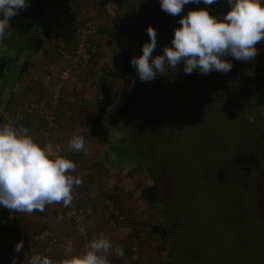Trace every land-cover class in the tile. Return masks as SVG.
<instances>
[{
  "label": "rangeland",
  "instance_id": "obj_1",
  "mask_svg": "<svg viewBox=\"0 0 264 264\" xmlns=\"http://www.w3.org/2000/svg\"><path fill=\"white\" fill-rule=\"evenodd\" d=\"M99 2L51 1L48 20L54 30L47 42L51 50H41L32 57V66L16 86L14 77L8 78L0 93V114L6 122L14 121L13 106L22 102L35 113L23 115V122L17 126L28 128L47 152L54 142H62L63 153L77 166L72 174L89 180L87 187L75 191V205L86 210L90 200L86 197L92 196L94 188L95 200L103 206L97 212L106 226L102 234L117 236L112 242L123 247L124 255L128 248H137V242L143 244L135 259L127 256L129 260L138 264H264V42L257 43L255 59L247 61L252 70L249 76L258 78L257 85L252 83L254 91L243 83L245 61L225 57L233 65L231 71L207 75L197 70L186 74L181 64L175 73L157 74L153 81L145 82L141 112L127 124L124 116L114 113L121 81L100 76L101 68L121 67L116 37L127 34L129 26L135 24L134 31H129L135 36L132 52L140 56L143 45L150 42L147 28L154 26L158 34L154 58L163 53L165 45H171L180 19L190 10L207 8L223 18L231 6L227 0L211 5L201 0L185 5L179 15L172 16L162 10L160 0H111L105 6ZM83 21L95 27L90 36L94 42L89 57L74 62L70 54L73 36L80 37ZM64 43L69 57L60 58L53 51L56 44ZM85 62L94 64L90 67ZM61 66L70 70L73 81L63 82L58 90V96L63 92V99L52 104L55 83L47 82L44 74L54 67L52 78H56ZM82 76L85 80L76 84ZM136 80L131 92L136 90ZM42 82L50 90L41 89ZM9 97L15 101L6 110L3 106ZM60 107L66 109L56 119L60 132L46 139L39 124L47 121L49 125ZM72 107L74 111L69 110ZM249 115L256 116L255 123H249ZM124 127L125 138L117 139ZM77 129H82L81 135L92 152L90 157L86 145L77 156L76 151L68 149L69 138ZM153 179L161 187L163 202L152 206L142 200L141 192ZM111 195L118 212H113L106 198ZM61 211L57 203L30 216L15 212L12 221L0 222V264H29L31 256L45 247L49 248L46 256L54 264H61L63 259L57 260V251L68 241L73 243V254L82 253V240L74 238L72 232L55 243L35 239L51 228L49 224H69L56 218ZM164 222L175 243L172 260L169 243L150 235L152 224ZM21 238L26 241L17 252ZM117 258L113 261H119Z\"/></svg>",
  "mask_w": 264,
  "mask_h": 264
},
{
  "label": "clouds",
  "instance_id": "obj_2",
  "mask_svg": "<svg viewBox=\"0 0 264 264\" xmlns=\"http://www.w3.org/2000/svg\"><path fill=\"white\" fill-rule=\"evenodd\" d=\"M201 0H160L163 11L172 16L179 15L185 5ZM216 0H203L206 5ZM230 10L217 18L207 8L190 10L176 28L171 45H165L163 53L152 58L157 47V30L149 25L147 35L150 42L142 48V55L134 56L131 64L141 82L153 81L157 74L175 73L183 65V71L194 70L203 75L212 71L228 73L232 63L224 59L251 61L258 55V42H264V0H227ZM29 0H0V55L12 56L5 38L11 39V21L22 9L29 7ZM22 119L0 125V206L10 212L32 215L43 212L46 206L62 203L69 207L75 199L74 189L82 185L79 175H73L77 166L69 157L53 155L45 150L29 133V129L17 126ZM255 123L256 116L247 117ZM82 129H77L68 142V149L81 152L85 148ZM51 233L45 231L35 239L45 240ZM21 240L16 251L23 249ZM66 257L61 264H110L109 256H124V249L100 234L86 245L82 253L73 254L72 241L67 242ZM29 264H54L48 256L34 254Z\"/></svg>",
  "mask_w": 264,
  "mask_h": 264
},
{
  "label": "trees",
  "instance_id": "obj_3",
  "mask_svg": "<svg viewBox=\"0 0 264 264\" xmlns=\"http://www.w3.org/2000/svg\"><path fill=\"white\" fill-rule=\"evenodd\" d=\"M51 1L52 0H29L30 6L27 7L26 9H22L21 12L12 19L11 30L13 31L14 34L11 39L5 38L4 43L7 44L9 50L14 51V55L12 56L0 55V93L4 90L5 86L7 85V81L10 76L14 77L13 84L14 86H16L17 81H20L23 74L27 72V70L32 66L33 61L31 59L35 54L39 53L41 50L45 51L47 48H48L47 50L49 51L51 50L47 45V42L51 39L53 30H54V25L51 24L48 20V18L50 19L49 15L52 10V8L50 7ZM110 1L111 0H100L99 4L101 6H105ZM84 22L85 21L81 22L80 27L84 24ZM134 27H135V24L132 23L127 29L128 31L127 34H120L115 39L117 51L121 59V67L117 69L101 68V74H100L102 78L104 77V78H107L108 80L116 79V80L121 81L122 86L118 93L117 101L115 103L114 113L118 116L119 115L124 116L127 119V124L136 120L137 114L141 112L140 109L142 108V102L144 99L143 93L145 91V82H141L138 74L136 73L135 68L131 64V59L135 56V53L132 52L131 41L135 36L133 32L130 33L129 31H134L135 29ZM86 42L92 44L94 42V38L89 37ZM78 43H79V38L76 36H73V46L71 47V52H70L71 55H73V51L75 50ZM56 45L57 47L56 49H54L53 53H57L60 56V58H63L64 56L60 50L64 48L66 52V50L68 49L67 44L64 43V44H56ZM70 64L71 62H68L69 66ZM85 64L91 67L92 64H94V62L93 63L87 62ZM54 71H55L54 67H50L48 70H46V73L44 74V77L45 78L48 77L50 79V82H52V84L56 83V81L59 80L57 76L56 78L55 77L52 78ZM250 71H252L250 68V62H245V71L243 73V77H244L243 83L247 85L249 89L254 91L252 83L254 85H257L258 78L256 76L250 77L249 76ZM80 79H78L79 81H75V83L82 84L85 78L84 76H82V78L80 77ZM133 79H137L135 83L136 90L131 92L130 87L133 82ZM70 80L73 81L71 78L68 79V81ZM28 87H26L25 90H27ZM39 87L41 89L45 88L47 91L49 89L45 87V84L43 82L40 83ZM25 92L26 94L29 93V91H25ZM63 96L64 95L62 92L57 97V101L60 102L63 99ZM49 98H50V93L48 92V99ZM14 101L15 99L13 100V98H10V97L7 98V100H5L3 108L7 110L9 108V105H11V103ZM51 106L52 105L48 103V107L51 108ZM69 110L74 111V107L70 108ZM65 111H66L65 108L60 107L58 112L55 113L54 119L50 120L53 124H51L49 128H46L48 126V124H46L47 123L46 121L45 123H40L39 128H42V130H46L48 132L55 131L56 133L54 135H56L57 133L60 132V127L56 125V119L57 117H59L61 113H64ZM33 113L35 112L31 110H27L26 105L23 106L22 102H19V103H15V106H13V109L11 111V117L13 118L14 121L16 120L17 115L22 117V119L17 121V124H21L23 122L24 116L29 117L31 115H34ZM4 123H6V121L3 118V114H0V125H3ZM40 133L42 134L41 129H40ZM125 134H126V128L123 129L122 134L117 139H122V138L124 139L125 137L123 136H125ZM54 135H51L49 138L54 137ZM108 164L109 166H111L109 162ZM82 178L84 179L82 185L79 187H76L74 191H79L78 189L85 188L88 186V181H89L88 178L86 177H82ZM113 196L114 195L107 196L106 198L109 200L110 204L113 206V212L114 211L118 212L117 211L118 208L116 207L117 205L115 203L116 199ZM141 198L148 205H152V206L163 202V195L161 192V187L157 180L153 179L152 182L148 186L142 189ZM72 204L77 210L81 209L80 206L75 205L74 200ZM59 206L60 208H62V211L60 213L62 215L64 214V216L61 218L63 219L62 222L66 220V222L69 223L67 225L73 228L72 230H73V233H75L76 237L79 240H82V237L78 234V232L75 229V224L73 220L66 215V212H67L66 208L63 206L62 203H59ZM102 209L103 207L101 208V210ZM121 215L123 217V214ZM12 218H14L13 212H10L8 209L4 208L3 206H0V222L7 223L9 221H12ZM85 218H86V210H82L81 220L83 221V223H85L84 222ZM61 219H58V220H61ZM161 224L163 225L152 224L150 228L151 229L150 235L152 237L156 235L163 242L169 243L170 245V251H169L170 256L169 257L172 260L175 257V243L172 239V232H171V229L168 227L167 223L164 222ZM84 225L87 230L86 239L88 241H91L90 229L88 228L86 224ZM45 231L52 232L51 228H47ZM46 239L48 240V238ZM57 242H59V236H58ZM142 245H143L142 243L137 242V248H133L132 250L129 248L127 255H124L123 257H121V259H119V261H116L118 262L117 264H119L120 262H122L120 264H138L137 260L131 261L128 259L127 256H132V258L135 259L137 253L142 251V248H143ZM2 250L3 248L0 245V257H1Z\"/></svg>",
  "mask_w": 264,
  "mask_h": 264
},
{
  "label": "built area",
  "instance_id": "obj_4",
  "mask_svg": "<svg viewBox=\"0 0 264 264\" xmlns=\"http://www.w3.org/2000/svg\"><path fill=\"white\" fill-rule=\"evenodd\" d=\"M95 32V27L88 21H85L84 24L81 26L80 30H79V33H80V37H79V43L78 45L76 46L74 52H73V60L74 62L77 61V59L79 57H83L85 59H87L89 57V47L91 46L90 43H87V39ZM61 53L63 54L64 58H67L69 57L65 50L62 48L61 50ZM72 60V59H71ZM87 63V62H85ZM71 73H70V70L69 69H62L59 73H58V78L60 79V81L55 84L53 86V91H54V94L52 95V98H53V101H51L52 104H54V100H57V97H58V90L60 88V86L63 84V82L65 80H68L70 79L71 77L69 76ZM46 80L47 82L50 81V79L48 77H46ZM63 80V81H62ZM54 119V117H53ZM53 119H49V122H51L50 120H53ZM51 124H53L52 122L46 127V128H49V126H51ZM43 131V135L47 138H49L51 135H54L56 132L55 131H51V132H48L46 130H42ZM52 148L51 150L49 151V153L53 154V155H62V156H65V153H63V144L61 141H56L52 144ZM84 180V179H83ZM59 204V203H58ZM67 212H66V215L71 218L75 224V229L76 231L78 232V234L82 237V244H81V250L84 252L86 250V245H87V242H89L87 239H86V236H87V230L85 228V225L83 224V221L81 220L82 218V210L79 209L77 210L72 204L69 206V207H65ZM68 208H70V212L68 211ZM64 216V214L62 215L60 212L57 216V219H61L62 217ZM49 233H51V235H49L47 238L48 240L50 241V243H55L57 242L58 240V235L55 234L54 232H50V231H47ZM23 241L25 243V238H21L20 241ZM48 246V245H47ZM35 254H40V255H48L49 254V248L48 247H45L44 249L40 250V251H37L35 252Z\"/></svg>",
  "mask_w": 264,
  "mask_h": 264
},
{
  "label": "crops",
  "instance_id": "obj_5",
  "mask_svg": "<svg viewBox=\"0 0 264 264\" xmlns=\"http://www.w3.org/2000/svg\"><path fill=\"white\" fill-rule=\"evenodd\" d=\"M63 130L66 131L65 128ZM67 132H69V129L67 130ZM42 135H43V131H42ZM46 139H48V138H46ZM70 139H71V136H70L69 140ZM85 145L88 147V144L87 143H85ZM89 150H90V148L88 147V151L87 152L89 153V157H90L92 155V152H89ZM78 153L79 152H76V156H77ZM90 177H91V179L94 182V185L93 186H96L95 179L92 176H90ZM92 191H93L94 194L92 193V196L91 197L90 196L89 197H86V198H89L90 200H88L89 202L86 203V205H87L86 208L87 209L86 208L85 209L87 211H86V218H85V221H84L85 223L84 224H86L88 226V228H90V231H91V234L93 235V238H97L100 234H102V233L105 232L106 226H105V222L103 221L102 216H100L99 214H97V212L99 210H101V208L103 206H102V204H99L100 203L99 200H95V199H97V196H96V192H95L94 188H92ZM101 200H102V198H101ZM84 201H87V200H84ZM13 213H15V212H13ZM92 213H95V216H92L93 215ZM88 214L90 215L89 218H88ZM98 215L100 216L99 218H98ZM53 221H56V220L53 219ZM49 227L52 228L51 229V230H53L52 232H54V233L56 232L57 235L59 237H61V239H63L62 241H64V237L65 236H68L69 234H71V232L73 233V230H72L71 226H68L67 224H65V225H62V224H54V226H52L51 224H49ZM61 227H62V229L60 230ZM73 235H74V238H77L76 235H75V233H73ZM108 237L111 240H114L115 241V238L117 236L112 235V234L109 233V236ZM61 239L59 238V241ZM113 243H115V242H113ZM127 244L128 243H126V245ZM115 245H116V243H115ZM66 246L67 245H65L63 248H60L57 251V253H58V255H57L58 259L57 260H59V259L62 260V259H64L66 257V255L64 256V254H63V252L65 253ZM78 248H79V246H78ZM128 250H129V248H128ZM115 257H117L115 254H112V255L109 256L110 264H116V261H113L115 259ZM119 258L120 257H118L116 260H119Z\"/></svg>",
  "mask_w": 264,
  "mask_h": 264
}]
</instances>
